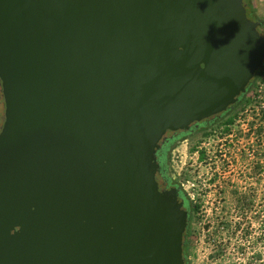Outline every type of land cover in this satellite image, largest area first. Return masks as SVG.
I'll return each mask as SVG.
<instances>
[{"label":"water","instance_id":"1","mask_svg":"<svg viewBox=\"0 0 264 264\" xmlns=\"http://www.w3.org/2000/svg\"><path fill=\"white\" fill-rule=\"evenodd\" d=\"M242 0H0V264H186L166 130L264 59Z\"/></svg>","mask_w":264,"mask_h":264},{"label":"flooded vegetation","instance_id":"2","mask_svg":"<svg viewBox=\"0 0 264 264\" xmlns=\"http://www.w3.org/2000/svg\"><path fill=\"white\" fill-rule=\"evenodd\" d=\"M245 11L250 15L246 6ZM258 21L257 28L261 31L264 24ZM263 65L264 59L259 69ZM256 76L253 73L244 89L223 110L192 121L184 129L166 130L154 151L153 176L158 189L171 191L180 201L185 216L182 238L186 240L200 227L206 243L224 253L237 235L252 237L239 242L241 246L234 244L235 253L251 247L250 259L254 264H264L261 255L255 252L264 204V194L259 188L264 172V74ZM248 96L249 101L243 99ZM214 133L218 135L217 179L207 176V181L199 186V180L192 176L194 181L186 184L188 178L173 169L180 161L175 147L183 138L189 139V148L193 147L190 152L195 154L198 164L208 163L205 139ZM214 193L216 196L211 197Z\"/></svg>","mask_w":264,"mask_h":264},{"label":"rangeland","instance_id":"3","mask_svg":"<svg viewBox=\"0 0 264 264\" xmlns=\"http://www.w3.org/2000/svg\"><path fill=\"white\" fill-rule=\"evenodd\" d=\"M263 2L264 0H256V3L254 1L255 5H253V8L255 9V13L264 20V9H262ZM2 111L3 104L0 93V124L3 118ZM214 134L215 135H210L207 139H205L207 140V144H205V149L207 150V156L210 157L208 159V163L203 162V164H198V160L195 159V154H192L190 152L189 146L191 144V140L189 139L183 138L181 140V143L175 147L174 152L178 154V158L180 159V161L177 162V165H175L173 169L175 172H181L180 176L185 175L184 177L188 178L189 181H187L186 184H189L191 181H194L193 178H191L192 176H194L195 179L199 180L197 182L199 186L201 185V183L207 181V179H205L207 176H210V179H213L214 181L217 179L218 163L216 155V143L218 135L216 133ZM188 163H193V165H190ZM260 182L261 185L259 188H261V192L262 194H264V172H262V175L260 176ZM197 190L200 191V189ZM210 196L215 197L216 193L211 194ZM262 198L264 199V195H262ZM262 208L263 216L261 218V229L257 230L259 234L257 237V248L255 249V252H258L261 255L262 262H264V204L262 205ZM203 234L204 231H202L199 227L198 232L195 231L193 235L186 238V252L183 254L186 258V264H222V262H225L223 264L255 263L250 259V256L253 255V253H250V251H252L251 247L244 248L243 251H240L238 249V254L235 253L236 247H234V244L240 245L239 242H245L246 239L251 240L252 237L244 238L242 235H237L234 239L235 241L230 240V243H233L228 244L230 245V247L226 249V253H222V251H219V249H217L218 247H214L211 246V244L206 243L207 240ZM244 244L246 245V243Z\"/></svg>","mask_w":264,"mask_h":264},{"label":"trees","instance_id":"4","mask_svg":"<svg viewBox=\"0 0 264 264\" xmlns=\"http://www.w3.org/2000/svg\"><path fill=\"white\" fill-rule=\"evenodd\" d=\"M242 1L244 3V6H246L247 11L249 10L248 12L250 13V15H247V16H251V17H253L256 20H260V22H262V24H264V20L255 13V9L253 8V6L252 7L251 6L249 7L250 0H242ZM254 73L257 75L256 77H260L261 74H264V65H263V68L262 69L257 68L254 71ZM243 99L246 100V101H249L250 100V97L248 96V97H245ZM263 115H264V112H263ZM190 149H193V147H190ZM185 248H186V246H185V237H183L182 238V254H184L186 252Z\"/></svg>","mask_w":264,"mask_h":264},{"label":"crops","instance_id":"5","mask_svg":"<svg viewBox=\"0 0 264 264\" xmlns=\"http://www.w3.org/2000/svg\"><path fill=\"white\" fill-rule=\"evenodd\" d=\"M251 1V5L253 6V5H255L254 4V1H255V3H256V0H250ZM254 7V6H253ZM263 8L262 9H264V2H263V6H262Z\"/></svg>","mask_w":264,"mask_h":264},{"label":"built area","instance_id":"6","mask_svg":"<svg viewBox=\"0 0 264 264\" xmlns=\"http://www.w3.org/2000/svg\"><path fill=\"white\" fill-rule=\"evenodd\" d=\"M264 259V258H263ZM225 263V262H222V264ZM221 264V263H220Z\"/></svg>","mask_w":264,"mask_h":264}]
</instances>
